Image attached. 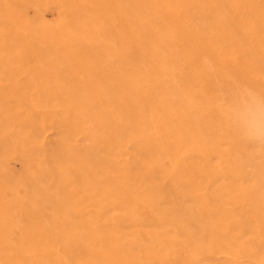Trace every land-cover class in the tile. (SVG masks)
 Returning <instances> with one entry per match:
<instances>
[{
    "label": "bare ground",
    "instance_id": "6f19581e",
    "mask_svg": "<svg viewBox=\"0 0 264 264\" xmlns=\"http://www.w3.org/2000/svg\"><path fill=\"white\" fill-rule=\"evenodd\" d=\"M237 84L264 0H0V264H264V155L209 103Z\"/></svg>",
    "mask_w": 264,
    "mask_h": 264
},
{
    "label": "clouds",
    "instance_id": "9594fccd",
    "mask_svg": "<svg viewBox=\"0 0 264 264\" xmlns=\"http://www.w3.org/2000/svg\"><path fill=\"white\" fill-rule=\"evenodd\" d=\"M156 54L161 78L171 79L175 67L162 50L157 49ZM185 100L189 105L194 103L187 96ZM209 103L218 114L222 129L253 145L257 154L264 155V89L237 84L228 90H218Z\"/></svg>",
    "mask_w": 264,
    "mask_h": 264
}]
</instances>
